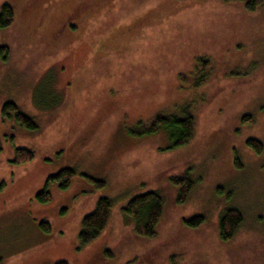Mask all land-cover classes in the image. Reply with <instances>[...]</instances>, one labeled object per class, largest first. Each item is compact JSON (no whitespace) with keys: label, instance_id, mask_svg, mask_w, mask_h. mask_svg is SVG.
I'll use <instances>...</instances> for the list:
<instances>
[{"label":"rangeland","instance_id":"374dc122","mask_svg":"<svg viewBox=\"0 0 264 264\" xmlns=\"http://www.w3.org/2000/svg\"><path fill=\"white\" fill-rule=\"evenodd\" d=\"M2 4L14 17L0 30L8 48L0 58V264H264V151L245 145H264V5L247 12L223 0ZM199 59L209 63L196 86ZM7 102L38 131L3 121ZM184 102L195 104L187 146L170 149L162 130L136 137L139 123ZM246 115L251 126L241 123ZM17 149L33 160L14 163ZM63 169L75 171L69 186L51 185L50 201L38 203L47 178ZM188 169L197 184L180 205L170 177ZM148 191L165 202L150 240L121 214ZM101 197L113 200L109 223L80 247L81 221ZM227 208L238 209L243 224L223 243L218 218ZM200 215L203 225L184 224Z\"/></svg>","mask_w":264,"mask_h":264},{"label":"trees","instance_id":"16d2710c","mask_svg":"<svg viewBox=\"0 0 264 264\" xmlns=\"http://www.w3.org/2000/svg\"><path fill=\"white\" fill-rule=\"evenodd\" d=\"M225 2H235L242 5L247 12H254L259 7L264 5V0H223ZM13 8L9 4H2L0 7V30L7 28L13 20ZM8 56V48L0 47V58L5 61ZM200 77L196 80L195 85H200L207 77L203 74L202 69H206L209 61L198 60ZM197 69V67H196ZM203 74V76H202ZM187 81L185 76H182ZM195 104L191 102H184L180 105L174 106L172 110L165 114H157L148 123H139L136 137H144L157 133L162 130L171 141L170 149L176 150L185 147L189 144L194 135L195 118L193 110ZM3 121H13L21 128L27 130L29 133L38 131V126L34 119L25 115L20 111L18 106L14 103L7 102L3 105L1 111ZM243 125L251 126L254 124V119L251 115H246L241 118ZM248 149L252 150L257 155L264 151L262 142L255 138H248L245 141ZM34 155L31 151L25 149H17L15 151L14 163L24 164L33 160ZM235 164L238 165L236 159ZM75 176V171L72 169H63L57 174L47 178L44 189L40 191L35 200L38 203H48L51 199L49 188L51 185H58L60 189H66L72 178ZM170 183L177 189V204H184L192 190L197 184L195 173L191 170H185L183 173L171 176ZM97 187L103 188L105 183L98 181L95 183ZM164 198L158 191H148L141 195L133 197L128 204L122 208L121 214L124 219L130 220L133 224L134 234L142 239H154L157 235V226L163 216L164 212ZM113 207V200L101 197L97 200L95 209L81 221L80 231L78 233V241L80 247H85L95 241L106 229ZM204 216H194L189 220H185L184 224L197 228L205 223ZM45 223H43L44 225ZM243 224V216L236 208H227L223 210L218 218V232L220 240L223 243L232 241ZM46 229H48L47 224ZM55 264H67L66 262H58Z\"/></svg>","mask_w":264,"mask_h":264},{"label":"flooded vegetation","instance_id":"af4514ba","mask_svg":"<svg viewBox=\"0 0 264 264\" xmlns=\"http://www.w3.org/2000/svg\"><path fill=\"white\" fill-rule=\"evenodd\" d=\"M197 67V66H196ZM196 71V70H195ZM194 73H196V72H194Z\"/></svg>","mask_w":264,"mask_h":264}]
</instances>
